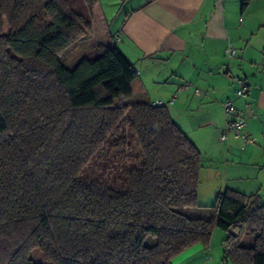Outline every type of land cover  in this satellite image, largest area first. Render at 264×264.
I'll use <instances>...</instances> for the list:
<instances>
[{"label":"trees","instance_id":"16d2710c","mask_svg":"<svg viewBox=\"0 0 264 264\" xmlns=\"http://www.w3.org/2000/svg\"><path fill=\"white\" fill-rule=\"evenodd\" d=\"M76 1L0 0V264H36L34 250L48 264H172L215 230L226 263L264 264V193L227 190L208 219L185 215L203 158L168 108L135 98L115 45L64 61L98 3Z\"/></svg>","mask_w":264,"mask_h":264},{"label":"crops","instance_id":"0c3cea01","mask_svg":"<svg viewBox=\"0 0 264 264\" xmlns=\"http://www.w3.org/2000/svg\"><path fill=\"white\" fill-rule=\"evenodd\" d=\"M92 35L107 48L115 45L137 71L141 90L135 98L147 94L156 104L170 101L174 121V114L187 113L185 134L198 150L202 124L216 133L220 149L216 143L210 147L222 157L223 104L233 101L245 134L256 143L243 146L230 136L225 153L234 163L226 160L225 178L232 177L236 188L230 189L245 195L264 190V0H250L244 10L241 0H98ZM229 44L236 49L231 61L224 54ZM236 78L247 83L239 99ZM203 150L202 158L210 155L205 145ZM219 170L212 168L214 176ZM250 172L255 176L245 175ZM249 179L254 183L245 184ZM218 232L207 247L197 244L172 264H228Z\"/></svg>","mask_w":264,"mask_h":264},{"label":"rangeland","instance_id":"374dc122","mask_svg":"<svg viewBox=\"0 0 264 264\" xmlns=\"http://www.w3.org/2000/svg\"><path fill=\"white\" fill-rule=\"evenodd\" d=\"M72 2V5L76 6L78 5V1L76 0H70ZM94 25V11L92 13V21H91V27L93 28ZM8 29L4 25V28L2 30L1 34H7ZM98 42L95 40V38L91 34L84 39L83 41L77 43L74 47L68 50V52L64 55L63 59L65 62L71 63L74 59H76L78 56L82 55L83 53L87 52L94 44H97ZM99 44V43H98ZM229 68H231V62L229 64ZM170 101H167V103H164V105L170 110L171 105L168 103ZM173 117L175 118L176 125L185 133L187 131L188 127L185 124L187 119V113L185 115H177L174 114ZM189 118V117H188ZM200 131L196 133V135H199L201 144H199V150L203 152L204 154V145L206 146V151L209 150L208 154L212 156H204L202 159V168L199 172V188H198V195H197V205L196 208L191 209H184L181 210L182 213L185 215L191 217V218H203L208 219L211 215V209L212 206L216 203L217 198L224 194L225 191L231 190L230 188H236V183L227 177L225 178V171L224 166L227 164L226 160H229L228 163H232V159H227V155L225 153V150L227 151V148L225 146L227 143H222V157L219 154V151L214 150L210 147V145H214L216 143L217 149H220V143L218 142V138L216 136V133L212 131L210 128L202 127V124L200 125ZM188 138H190L192 135H186ZM190 136V137H189ZM261 149H264V144L260 145ZM225 148V149H224ZM207 155V154H206ZM234 163V161H233ZM217 166L219 169L216 176L212 173V168ZM248 177L255 176V173H246L245 174ZM225 180L230 181V187L227 188V183ZM245 184H251L254 183L253 180L244 181ZM255 185V184H254ZM257 185V184H256ZM249 192V191H247ZM260 193H264V190H262ZM250 196V193L247 194ZM218 233H221L223 236V239L225 237V234L221 230ZM253 239L251 237L245 238L242 241V244L244 245H252ZM154 243V239L148 238L146 240L147 245H151ZM31 257L35 261L36 264H48L42 255L38 250H34L31 253Z\"/></svg>","mask_w":264,"mask_h":264},{"label":"built area","instance_id":"2783aa9c","mask_svg":"<svg viewBox=\"0 0 264 264\" xmlns=\"http://www.w3.org/2000/svg\"><path fill=\"white\" fill-rule=\"evenodd\" d=\"M224 54L228 61H231L236 55V49L233 45H228L224 51ZM237 90L235 92V97L237 99L242 98L247 93V85L241 79H236ZM194 95L199 97L201 96L200 91L195 90ZM176 98V95L174 96ZM224 116L226 118L225 127L219 135V141L221 143H227L230 136L234 139L240 141L243 146L254 145L256 139L249 137L245 134L244 129L246 126L245 121L238 116L237 110L234 107V103L231 100L224 102L223 104ZM253 117L254 114L252 113Z\"/></svg>","mask_w":264,"mask_h":264}]
</instances>
